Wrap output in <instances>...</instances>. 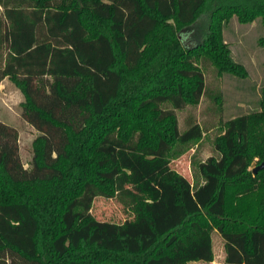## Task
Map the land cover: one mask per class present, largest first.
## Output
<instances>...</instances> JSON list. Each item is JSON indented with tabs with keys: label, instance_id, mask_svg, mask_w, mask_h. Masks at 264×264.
I'll use <instances>...</instances> for the list:
<instances>
[{
	"label": "trees",
	"instance_id": "obj_1",
	"mask_svg": "<svg viewBox=\"0 0 264 264\" xmlns=\"http://www.w3.org/2000/svg\"><path fill=\"white\" fill-rule=\"evenodd\" d=\"M8 2L3 76L24 95L34 126L62 130L64 143L53 158L39 135L29 174L0 152V264L210 263L212 232L224 264H264V170L252 172L264 161V83L260 109L222 124L217 156L197 163L192 181L170 166L204 133L196 123L181 133L175 113L205 93L198 63L246 78L223 29L233 17L264 27V0ZM40 25L47 42L37 40ZM41 77L69 104H84L85 123L31 99L29 81ZM122 172L142 197L133 218L98 221L93 202L114 198Z\"/></svg>",
	"mask_w": 264,
	"mask_h": 264
},
{
	"label": "rangeland",
	"instance_id": "obj_2",
	"mask_svg": "<svg viewBox=\"0 0 264 264\" xmlns=\"http://www.w3.org/2000/svg\"><path fill=\"white\" fill-rule=\"evenodd\" d=\"M4 5L12 6L8 0H0V30L8 27L4 17ZM203 26L201 22L197 27L203 30ZM263 36L264 27L260 19L251 24H240L233 17L224 26L223 41L230 50L232 60L244 67L247 73L244 79L229 74L219 76L208 62L198 63L204 73L205 93L197 106H186L176 110L175 113L181 133L194 123L198 124L204 133L197 144L191 145L170 165L189 181L196 177L197 163L211 156H217L214 151V141L220 134L222 124L260 109V89L264 83V49L259 45V40ZM37 40L40 43L48 41L43 25L38 27ZM7 47V43L2 44L0 51V152L9 156L15 172L29 174L33 171L31 165L35 154L33 141L39 135H45L51 143L54 158L63 146L64 133L50 125H44V133H42L34 126L37 118L24 107L26 102L24 95L14 83L3 76L1 67L8 53ZM28 85L31 99L50 114L75 125L86 122L84 104H69L59 96L53 78L32 79ZM164 107L171 109L168 105ZM141 198V193L128 184L126 173L122 172L116 179L114 198H96L91 214L98 221L121 224L133 218ZM212 248L214 264H224V246L221 244L220 235L216 232L212 234Z\"/></svg>",
	"mask_w": 264,
	"mask_h": 264
},
{
	"label": "crops",
	"instance_id": "obj_3",
	"mask_svg": "<svg viewBox=\"0 0 264 264\" xmlns=\"http://www.w3.org/2000/svg\"><path fill=\"white\" fill-rule=\"evenodd\" d=\"M212 234H213V232H212ZM212 234H211V239H212ZM221 244H222V246H224V243H223V240L222 239H221ZM224 260H225V254H224ZM187 264H214V261L213 262H210V263H208V262H202V261H200V262H190V263H187Z\"/></svg>",
	"mask_w": 264,
	"mask_h": 264
},
{
	"label": "water",
	"instance_id": "obj_4",
	"mask_svg": "<svg viewBox=\"0 0 264 264\" xmlns=\"http://www.w3.org/2000/svg\"><path fill=\"white\" fill-rule=\"evenodd\" d=\"M262 170H264V161L261 164L257 165L256 167H254L252 172L256 174L258 171H262Z\"/></svg>",
	"mask_w": 264,
	"mask_h": 264
}]
</instances>
